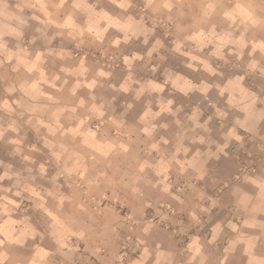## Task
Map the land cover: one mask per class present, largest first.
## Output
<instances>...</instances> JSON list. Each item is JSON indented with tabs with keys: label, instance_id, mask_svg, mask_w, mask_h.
<instances>
[{
	"label": "clouds",
	"instance_id": "clouds-1",
	"mask_svg": "<svg viewBox=\"0 0 264 264\" xmlns=\"http://www.w3.org/2000/svg\"><path fill=\"white\" fill-rule=\"evenodd\" d=\"M30 22L38 25L36 34L25 40ZM161 27L163 38L157 36ZM169 37L170 47L165 42ZM58 38L74 42L75 50L95 46L101 57L133 41H140L145 50L108 56L127 69L117 85L110 83L111 63L93 72L87 52L77 55L72 49L52 47ZM38 41L46 47L34 49ZM165 53L184 58L182 70H161L169 58ZM246 54V73L223 85L208 79L194 82L185 74L203 72L223 80L221 67L233 63L230 57L238 67ZM49 58L60 62L58 70L49 71ZM137 63L153 76L161 72L162 79L135 78ZM9 68L18 75L0 98V144L10 146L8 155L18 158L22 168L0 159V264H84L83 253L99 264H230L240 243L246 245L248 264H264V257L252 255L256 242L264 239V220L258 218L264 216V174L241 170L231 184L236 208L250 217L241 227L259 235L241 234L229 241L222 258L213 260L205 251L220 239V223L211 227L206 242L192 235L182 249L156 237L165 222L175 223L172 236L186 235L218 206L197 190L209 177L210 161L228 159L233 144L244 148L249 139L259 140L257 148L264 152V107L257 108L264 105V96L243 86L248 74L264 78V0H0V70ZM105 87L117 95L96 94ZM82 90L87 98L79 95ZM213 90L220 98L227 94V109L209 99ZM173 93L185 98L199 94L214 111L201 122L204 111L197 104L181 117L185 105ZM121 94L131 99L123 101L117 113ZM142 100V113L129 124V114ZM232 109L243 118L234 117L225 128ZM162 117H171V122ZM214 119L221 122L217 138L212 136ZM173 125L178 131L170 137ZM26 128L37 143H26ZM190 145L203 147L193 150ZM173 174L186 182L178 185ZM189 192L195 193L187 211L189 223L174 221L169 214L175 211L172 203L186 206ZM118 198L135 205L137 212L117 220L110 208L101 207L106 199ZM25 201L45 218L47 231L31 222ZM147 209H156L158 215L146 218ZM21 213V219H14ZM227 227L237 231L231 222ZM72 238L75 243L69 242ZM48 239L54 249L44 243ZM29 245L27 254L19 251Z\"/></svg>",
	"mask_w": 264,
	"mask_h": 264
},
{
	"label": "crops",
	"instance_id": "crops-1",
	"mask_svg": "<svg viewBox=\"0 0 264 264\" xmlns=\"http://www.w3.org/2000/svg\"><path fill=\"white\" fill-rule=\"evenodd\" d=\"M30 15L31 13H27ZM82 19V18H81ZM184 23H187L186 21H183ZM31 28L26 30L25 33V40H27L31 35H35L34 32L35 27L38 25L36 22H30ZM151 26V25H149ZM165 29L163 27L157 29V36H160L163 38ZM52 32H49V35H51ZM172 37H169L165 42L170 47L169 41ZM142 39V38H141ZM154 39V38H153ZM153 41H150V44ZM15 41L11 42L10 46L15 45ZM35 48L44 49L46 47L45 43L43 41H38L35 46ZM52 47L54 48H67L72 49L77 55L81 51L87 52V61L88 64L92 66V71L94 72L96 67H99L101 64H99L98 61H106L108 59L109 55H121V54H130L132 51H141L143 52L145 50V46L141 44L140 41H133L128 46H122V48L119 50V52H116V50L109 51L107 55L103 56V60L94 59V55L101 54V50L98 49L95 46H88L85 47L83 50H75L74 49V42L64 39V38H58L56 41L53 42ZM211 50V49H209ZM208 51V50H206ZM227 51V50H226ZM168 55V60H166L161 65V70H163L166 66H172L175 67L177 70H182L180 68V62L184 59L182 57L175 56L174 54L165 53ZM233 60L232 64L224 65L221 67V71L224 72V78L223 80H220L219 78H208L205 73L199 72V73H192L185 71V74L192 79L194 82H199L201 79H208L209 82H217L226 83L228 79H232L237 75H244L246 73V63L249 60V57L247 54L245 55V60L243 62H240L239 66H235L234 58H229ZM110 62V61H109ZM74 63V62H73ZM114 64L111 67V71L113 72V77L110 83H115L119 85L123 81V79L127 75V69L123 65L121 60H116L115 62H110ZM60 62L53 63L52 58H49V63L47 65L49 71L58 70ZM105 64V62H104ZM135 78L140 80H147V79H156L161 80V72L156 73L155 76L148 70L147 67L144 66L142 63H137L134 68ZM16 73H12L10 71V68L7 70H0V76L4 77L3 83H0V98H3L5 95L3 92L4 87L12 80H15L17 78ZM243 86L247 88L251 92H256L257 94L264 96V78H262L259 73H252L248 74L246 76V79L243 82ZM51 91V90H49ZM97 95H103L107 98H111L113 95H117L116 93L110 92L105 87L104 89H97L96 90ZM79 95L84 96L87 98V91L82 90ZM178 103L185 105V113L181 114V117H183L185 114H190L191 109L193 106L199 104L201 109L204 111V115L201 117V122H203L209 115L213 113V109L209 108L207 106V102L203 100V98L199 94H191L189 97L185 98L179 93H173ZM131 96H123L118 95L116 100V111L119 113L122 111L120 105L123 101L130 100ZM147 99V98H145ZM209 99L216 102L217 105L221 108L227 109L226 101L228 99L227 94L223 98H220L216 91L213 90L209 94ZM264 107V105H257V108ZM144 109V101L142 100L139 104H137L136 108L133 110L132 113L128 116V122L129 124H135V121L139 114L142 113ZM153 110H158L155 107V104L153 105ZM239 116L243 118V113H240L236 111L235 109H232L230 111L229 120L224 121L225 128L231 125V121L234 117ZM7 119V117H5ZM162 120H166L168 122H171V117H162ZM220 121L213 120V123L211 127L213 128L212 136L213 138H217L219 135V132L222 130L220 128ZM261 134H264V125L261 126ZM28 135V139L26 143H37V137L36 135L30 130L25 129ZM178 129L173 125L170 129L168 135L170 137H174ZM241 134L250 136V134L243 133L242 130ZM187 144L188 142L185 141ZM260 141L257 139H249L244 148H240V146L233 144L232 148L229 149L230 157L228 159H225L221 157L220 161H210L207 165L208 171H209V177L203 181L199 182L197 184V190L204 193L206 196H210L213 199L217 200L218 206L213 210V212L206 217L202 224L198 228L191 229L186 235H177L172 236L173 231L177 230L175 223H170L171 225L166 226L164 224H161L156 237L157 239L165 241L168 245L172 246L174 249H182L184 248L188 243H190V237L192 235H198L202 242H206L211 237V227L214 226L216 223H220L221 227L223 229L221 233L220 239L217 241V243L214 246L206 247L205 251L210 254L211 258L213 260H216L217 258H222L224 255V248L228 246L229 241H234L237 239L238 236L241 234L245 238L253 237L259 235L258 230L254 229H248L241 227L242 221L245 219H249L250 217L239 211L236 208L235 205V198L232 196L230 187L231 184L235 182V177L237 175H240L241 170H246L250 174L260 175L264 174V152L260 151L257 148V144H259ZM171 145H169V148L171 149ZM190 147L195 150L196 147H203L199 145H190ZM11 151L10 146L6 144H0V159H4L6 162L13 163L17 168H22V165L20 164L18 158L12 159L8 154ZM250 153V155H249ZM191 156V153L189 154ZM40 157H38L39 159ZM173 178L177 180L178 185H183L187 178H178L173 174ZM6 184L8 182H5ZM229 184V188H225V184ZM245 187L246 190H251L247 186ZM175 191V189H173ZM194 192H189L186 195V199L189 201V204L186 206H177L175 203H172V208L175 209L173 213H179L184 212L187 215V211L189 207L191 206V202L194 199ZM124 203V202H123ZM120 200V204H123ZM24 207L29 208V211L26 213L27 215H30L32 217V223L37 226L41 231H47V223L44 217L41 216V214L34 212L31 210L29 202L25 201ZM101 207H105L102 206ZM108 207V206H107ZM111 209V215L112 217L116 218L117 220L122 217H127L128 215H124L121 210L114 209L112 207H108ZM125 210V209H124ZM161 212L165 211L166 209L160 208ZM137 212V208L134 205L133 208L129 209L130 215ZM157 213L156 209H147L145 210V217L147 216V213ZM25 213H21L18 216H15L14 219H21ZM187 222L185 224L189 223L188 216H186ZM259 219L264 220V216L258 217ZM174 221H178L176 216H173ZM231 222L232 224L236 225L237 231L233 232L230 228L227 227L228 223ZM124 233H122V236ZM70 243H75V238H72V240L69 241ZM48 248L54 249L56 247L53 242L48 239L44 242ZM83 245H80L81 253H83ZM245 247L246 245L243 243H240L236 246L235 252L231 256L230 264H248V261L250 259L249 255L245 254ZM21 253L27 254L30 252V245L25 246V248L19 250ZM252 255L259 258L264 257V239H261L256 242V247L252 250ZM62 257H58L57 259H60ZM81 259L84 261V264H99V262L96 260V257L90 256L88 253H83V256ZM79 264V262H78Z\"/></svg>",
	"mask_w": 264,
	"mask_h": 264
},
{
	"label": "rangeland",
	"instance_id": "rangeland-1",
	"mask_svg": "<svg viewBox=\"0 0 264 264\" xmlns=\"http://www.w3.org/2000/svg\"><path fill=\"white\" fill-rule=\"evenodd\" d=\"M187 23H189L190 21H188V20H185ZM80 54V53H79ZM94 59L96 60V59H98V60H103V57H101V54L99 55V54H97V55H94ZM99 62V64H104V62H105V64H107V63H110L109 61H108V59L106 60V61H98ZM112 64V63H111ZM114 64H112V66H113ZM109 195H111V193H109ZM120 200L121 199H116V200H112V201H109V200H105V201H103V203L101 204L102 206H108V207H112V208H114V209H117V210H121V211H124L123 212V214L124 215H130V213H129V209H131V208H133L134 207V205H130L129 203H127V202H124L123 204H120ZM125 209V210H124ZM165 211H168L167 209L165 210ZM169 214L170 215H172V217L173 216H176L177 217V219H178V221L179 220H183L184 221V223H186L187 222V218H186V213H182V212H179V213H173V211H170L169 212ZM156 215H158L157 213H151V212H149V213H147V216H146V218H152L153 216H156ZM164 225H166V226H169V225H171L170 223H168V222H165L164 223ZM172 226V225H171Z\"/></svg>",
	"mask_w": 264,
	"mask_h": 264
}]
</instances>
